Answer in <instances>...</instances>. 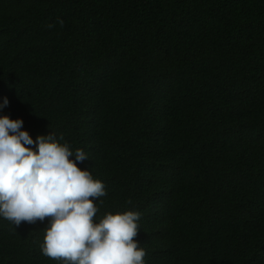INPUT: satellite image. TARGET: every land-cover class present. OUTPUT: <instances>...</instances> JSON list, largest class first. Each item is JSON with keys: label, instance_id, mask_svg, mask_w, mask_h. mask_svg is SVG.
<instances>
[{"label": "trees", "instance_id": "16d2710c", "mask_svg": "<svg viewBox=\"0 0 264 264\" xmlns=\"http://www.w3.org/2000/svg\"><path fill=\"white\" fill-rule=\"evenodd\" d=\"M5 98L86 152L97 222L141 214L145 264H264V0H0ZM47 224L0 217V264H61Z\"/></svg>", "mask_w": 264, "mask_h": 264}, {"label": "clouds", "instance_id": "9594fccd", "mask_svg": "<svg viewBox=\"0 0 264 264\" xmlns=\"http://www.w3.org/2000/svg\"><path fill=\"white\" fill-rule=\"evenodd\" d=\"M7 105L5 98L0 110ZM22 128V119L0 115V217L17 227L47 219L40 249L61 264H145L136 239L139 212H108L96 221L95 201L107 193L101 180L77 166L89 159L86 152H73L52 132L33 141Z\"/></svg>", "mask_w": 264, "mask_h": 264}]
</instances>
